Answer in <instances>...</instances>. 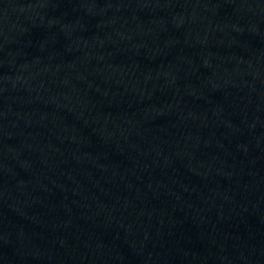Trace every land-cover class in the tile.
<instances>
[{"label":"water","instance_id":"1","mask_svg":"<svg viewBox=\"0 0 264 264\" xmlns=\"http://www.w3.org/2000/svg\"><path fill=\"white\" fill-rule=\"evenodd\" d=\"M0 264H264V0H0Z\"/></svg>","mask_w":264,"mask_h":264}]
</instances>
